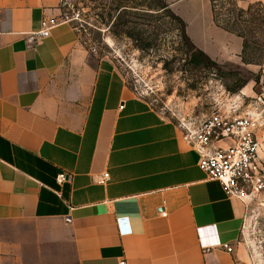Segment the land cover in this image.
<instances>
[{
	"label": "crops",
	"instance_id": "1",
	"mask_svg": "<svg viewBox=\"0 0 264 264\" xmlns=\"http://www.w3.org/2000/svg\"><path fill=\"white\" fill-rule=\"evenodd\" d=\"M164 1L197 50L256 76L242 114L264 119V61L243 62L244 40L210 0ZM44 19L60 23L38 39ZM257 139L264 163V127ZM198 160L177 122L84 46L62 0H0V264H250L239 244L248 198Z\"/></svg>",
	"mask_w": 264,
	"mask_h": 264
},
{
	"label": "rangeland",
	"instance_id": "2",
	"mask_svg": "<svg viewBox=\"0 0 264 264\" xmlns=\"http://www.w3.org/2000/svg\"><path fill=\"white\" fill-rule=\"evenodd\" d=\"M210 1L216 23L244 40L245 57L251 62L245 64H262L264 0L244 8L240 0ZM158 2L62 0V18L78 30L88 50L114 59L136 94L178 125L183 118L200 120L212 114L219 104L229 108L228 101L256 76L245 67L200 59L174 14L150 8ZM250 101L245 100L244 107L251 106ZM246 201L239 244L250 264H264V191Z\"/></svg>",
	"mask_w": 264,
	"mask_h": 264
},
{
	"label": "built area",
	"instance_id": "3",
	"mask_svg": "<svg viewBox=\"0 0 264 264\" xmlns=\"http://www.w3.org/2000/svg\"><path fill=\"white\" fill-rule=\"evenodd\" d=\"M59 23L44 19L41 30L36 34L37 38L49 37ZM228 103L229 108L219 104L212 114L200 120L183 118L178 126L184 141L199 155V169L210 180L219 181L229 196L249 198V195L264 191V169L259 158L261 147L257 139L258 131L264 127V119L262 114H242L245 104L241 94ZM224 142H229V145L225 148L216 147ZM68 179L67 174L61 173L57 182L62 185ZM109 181L110 175L106 173L98 183L105 185ZM162 216L166 217L167 214L163 213ZM226 249L232 252L230 247ZM120 264L126 262L121 261Z\"/></svg>",
	"mask_w": 264,
	"mask_h": 264
},
{
	"label": "trees",
	"instance_id": "4",
	"mask_svg": "<svg viewBox=\"0 0 264 264\" xmlns=\"http://www.w3.org/2000/svg\"><path fill=\"white\" fill-rule=\"evenodd\" d=\"M151 9L153 10H168V7L167 5L165 4V1L164 0H159L158 4L156 6H154L153 8L150 7ZM175 19L180 23V25L182 26V33H183V37L185 38L186 41H189L187 35H186V31H185V25H184V22L176 17L174 15ZM190 42V41H189ZM194 47V46H193ZM194 49L197 51L198 53V56L200 57V59H203L204 61H206L207 63H210V64H215L214 61H212L210 58H208L204 53H202L201 51L197 50L195 47ZM246 49H247V46L246 44H244V50H243V55H242V59H243V62L246 63V64H251L250 61H248L245 57V53H246ZM194 60L198 61L197 58H194ZM199 63V62H198ZM245 85V84H244Z\"/></svg>",
	"mask_w": 264,
	"mask_h": 264
}]
</instances>
